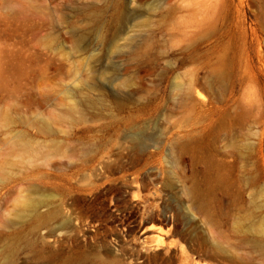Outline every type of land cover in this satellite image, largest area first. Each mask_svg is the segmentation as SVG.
<instances>
[{"label": "rangeland", "instance_id": "374dc122", "mask_svg": "<svg viewBox=\"0 0 264 264\" xmlns=\"http://www.w3.org/2000/svg\"><path fill=\"white\" fill-rule=\"evenodd\" d=\"M0 264H264V0H0Z\"/></svg>", "mask_w": 264, "mask_h": 264}, {"label": "bare ground", "instance_id": "6f19581e", "mask_svg": "<svg viewBox=\"0 0 264 264\" xmlns=\"http://www.w3.org/2000/svg\"><path fill=\"white\" fill-rule=\"evenodd\" d=\"M201 93H202V92H201ZM199 96H200V95H199ZM199 96H198V97H199ZM201 97H202V95H201ZM33 207H34V206H33Z\"/></svg>", "mask_w": 264, "mask_h": 264}]
</instances>
